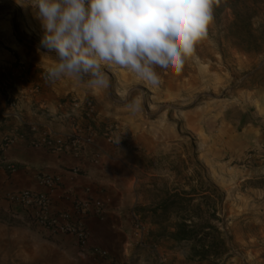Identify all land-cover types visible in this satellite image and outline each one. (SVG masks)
Masks as SVG:
<instances>
[{
  "label": "rangeland",
  "instance_id": "rangeland-1",
  "mask_svg": "<svg viewBox=\"0 0 264 264\" xmlns=\"http://www.w3.org/2000/svg\"><path fill=\"white\" fill-rule=\"evenodd\" d=\"M31 3L0 0V58L10 62L0 70L2 81L44 79L42 70L53 62L40 48L44 31ZM104 70L107 87L73 76L56 80L53 108L69 110L73 125L119 147L136 176L138 206L155 205L165 185L214 186L224 194L223 224L214 223L226 235L229 258L200 261L191 244L170 238V223L146 218L154 243L188 252L185 264H264V0L214 3L208 37L180 74L169 71L158 85L117 65ZM15 193L6 199L23 208ZM20 207L10 213L19 216ZM1 218L0 264H73L35 226L11 224L8 213Z\"/></svg>",
  "mask_w": 264,
  "mask_h": 264
},
{
  "label": "crops",
  "instance_id": "crops-1",
  "mask_svg": "<svg viewBox=\"0 0 264 264\" xmlns=\"http://www.w3.org/2000/svg\"><path fill=\"white\" fill-rule=\"evenodd\" d=\"M27 61L40 62L39 59ZM6 65L10 62L0 58V70H5ZM10 81L0 78V212L8 213L10 220L20 219L27 226H35L45 243L57 247L73 264H81L73 236L54 234L39 227L33 210L14 205L6 195L23 189L45 193L51 202V215L69 212L74 218L76 201L98 200L103 204L101 215L91 211L83 223L90 232L91 246L107 251L109 256H91L87 264H136L139 255L146 256L147 264H185L188 252L169 251L160 241L156 252L140 246L133 220L140 203L136 176L119 147L94 131L73 125L71 117L75 114L69 110L53 108L55 82L32 77ZM11 92L20 94L17 110L9 107ZM45 105L49 107L46 111ZM33 126L36 132L32 131ZM46 134L80 135L82 148L76 154L69 148L57 151L31 145V139ZM7 137L11 143L3 150V140ZM9 165L14 169L9 170ZM45 177L55 180L53 187L42 184ZM15 207H20L19 216L10 213ZM147 229L148 242L154 243V227Z\"/></svg>",
  "mask_w": 264,
  "mask_h": 264
},
{
  "label": "clouds",
  "instance_id": "clouds-1",
  "mask_svg": "<svg viewBox=\"0 0 264 264\" xmlns=\"http://www.w3.org/2000/svg\"><path fill=\"white\" fill-rule=\"evenodd\" d=\"M214 3L218 0H32L44 31L40 48L53 58L43 77L55 82L73 76L107 87L104 67L117 65L158 85L169 71L180 74L208 37ZM136 264H147L146 256H137Z\"/></svg>",
  "mask_w": 264,
  "mask_h": 264
},
{
  "label": "trees",
  "instance_id": "trees-1",
  "mask_svg": "<svg viewBox=\"0 0 264 264\" xmlns=\"http://www.w3.org/2000/svg\"><path fill=\"white\" fill-rule=\"evenodd\" d=\"M216 195L212 200L210 191ZM159 201L150 207L138 206L136 212L141 215L143 221L150 219L153 225L161 226L170 223L168 228L173 231L169 233L171 239L178 243L192 245L194 258L200 261L212 260V262L223 261L228 256L230 248L225 233L214 221L223 224L220 218L219 206L224 200V194L216 187L197 190L190 187L187 191L185 186L169 188L167 185L160 190ZM197 201H200L196 204ZM2 212H0V220ZM174 222H171L172 218ZM10 223H15L10 220ZM166 230V231H167Z\"/></svg>",
  "mask_w": 264,
  "mask_h": 264
},
{
  "label": "built area",
  "instance_id": "built-area-1",
  "mask_svg": "<svg viewBox=\"0 0 264 264\" xmlns=\"http://www.w3.org/2000/svg\"><path fill=\"white\" fill-rule=\"evenodd\" d=\"M9 107L12 110H17L20 107V96L10 95ZM7 113H5V116ZM32 131L36 132V127H32ZM11 143L10 137L3 140L2 149L5 150ZM33 147H47L51 150L61 151L69 148L74 153L78 154L82 148V139L73 136H52L44 135L41 138H33L30 141ZM9 170L14 168L9 165ZM42 184L47 187H53L55 180L50 177L42 178ZM12 198L19 201L25 206L33 210L35 223L54 234H65L74 237L77 245V253L81 264H87L91 256L106 258L109 256L107 251L100 248L92 247L90 242V232L83 219L94 211L96 215H101L103 204L98 200L76 201L74 204L76 218L69 212H62L59 215H51V202L47 194L36 192L34 190L23 189L12 195ZM135 235L139 240L141 247H149L153 251H157V245L149 243L147 239L148 229L147 224L143 221L141 216L135 212L133 214ZM162 263V259H159Z\"/></svg>",
  "mask_w": 264,
  "mask_h": 264
}]
</instances>
